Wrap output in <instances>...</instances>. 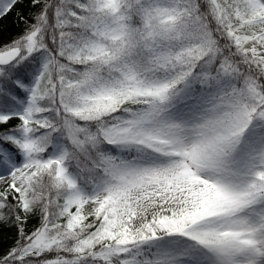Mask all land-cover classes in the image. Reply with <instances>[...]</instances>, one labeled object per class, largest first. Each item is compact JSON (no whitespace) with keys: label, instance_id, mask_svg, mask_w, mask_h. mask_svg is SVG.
<instances>
[{"label":"snow or ice","instance_id":"snow-or-ice-1","mask_svg":"<svg viewBox=\"0 0 264 264\" xmlns=\"http://www.w3.org/2000/svg\"><path fill=\"white\" fill-rule=\"evenodd\" d=\"M28 8L0 44V264H264V0Z\"/></svg>","mask_w":264,"mask_h":264},{"label":"trees","instance_id":"trees-1","mask_svg":"<svg viewBox=\"0 0 264 264\" xmlns=\"http://www.w3.org/2000/svg\"><path fill=\"white\" fill-rule=\"evenodd\" d=\"M28 3L29 0H25L24 5L0 21V44L8 42L21 32L23 25L17 19V12L23 11L25 14H27L29 11ZM35 223H37V218H32L30 220L29 227ZM15 236L16 234L14 227L0 222V253L6 251L14 243Z\"/></svg>","mask_w":264,"mask_h":264}]
</instances>
